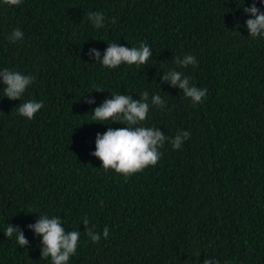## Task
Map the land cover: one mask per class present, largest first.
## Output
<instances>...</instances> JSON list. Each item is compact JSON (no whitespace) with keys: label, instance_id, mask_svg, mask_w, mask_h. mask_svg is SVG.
Wrapping results in <instances>:
<instances>
[{"label":"trees","instance_id":"obj_1","mask_svg":"<svg viewBox=\"0 0 264 264\" xmlns=\"http://www.w3.org/2000/svg\"><path fill=\"white\" fill-rule=\"evenodd\" d=\"M251 4L0 0V70L35 77L21 101L7 99L0 80V264H50L27 227L41 214L81 233L68 264H264V38L249 37L243 9ZM89 10L105 15L104 28L91 25ZM17 28L23 39L12 43ZM141 42L153 55L139 68L107 69L88 55ZM189 54L198 67L177 68L175 57ZM172 68L208 89L201 103L163 82ZM145 91L143 126L168 139L158 164L126 181L90 155L98 133L126 125L100 124L91 112L111 95L139 100ZM156 94L163 109L151 105ZM27 100L44 105L31 121L17 111ZM181 132L191 135L174 150ZM85 217L98 243L84 232ZM7 224L23 230L27 247L5 235Z\"/></svg>","mask_w":264,"mask_h":264},{"label":"clouds","instance_id":"obj_2","mask_svg":"<svg viewBox=\"0 0 264 264\" xmlns=\"http://www.w3.org/2000/svg\"><path fill=\"white\" fill-rule=\"evenodd\" d=\"M2 2L9 7H18L23 3V0H2ZM260 3L264 4V0H260ZM256 5L257 0H252L251 6L243 9L245 14L250 17L245 23L249 37L253 39L264 38V11H261ZM87 15L94 28L105 27L106 17L102 12L89 10ZM111 22L115 23V20L113 19ZM22 39L23 32L19 28L14 29L9 36L12 43ZM88 55L90 59L94 58L95 62L99 61L105 68L114 70L122 64L134 65L137 68L144 66L152 58L153 53L147 43L141 42L138 47H122L118 43H109L102 59L100 52L96 49H90ZM174 63L177 68L181 69L190 65L198 67V61L190 54L184 56L183 59L175 57ZM0 80L3 83L4 96L12 101H21L27 89L35 82V77L5 68L0 70ZM163 82L181 89L184 96L194 104L201 103L202 98L208 92L207 88H198L191 84L190 78L183 71H177L176 68L164 72ZM111 97L92 110V119L102 122L100 124H106L104 122L107 121L114 123L118 121L126 127L115 129L109 127L102 135L98 133L95 139V152L90 155L101 161L102 169L113 170L127 181L131 176L158 164L161 158L160 149L168 138L157 128L143 126L150 111L147 91L140 95L139 100L133 99L129 94L122 95L120 93L111 95ZM85 103L95 104V99L88 98ZM165 104L161 95L152 96V106L163 109ZM43 107V102L27 100L17 106V111L21 117L31 121ZM190 135V132L178 133L171 141L173 149L179 150ZM101 206H103V201H101ZM82 223L85 228L84 232L89 239L98 243L101 235L89 227L88 218L85 217ZM27 227L37 237H42L41 259L50 258V264H68L70 258L76 254L81 233L66 231L59 217L50 218L47 214H41L34 224ZM108 233L109 230L105 227L103 229L104 238L108 237ZM5 235L8 238L15 236L21 248L28 246V240L25 238L23 230L17 226L7 224ZM203 264H219V262L204 259Z\"/></svg>","mask_w":264,"mask_h":264}]
</instances>
